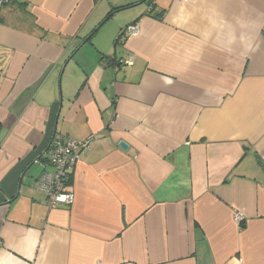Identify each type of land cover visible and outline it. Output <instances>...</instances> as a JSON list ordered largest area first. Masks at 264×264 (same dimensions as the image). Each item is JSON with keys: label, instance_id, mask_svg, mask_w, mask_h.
I'll use <instances>...</instances> for the list:
<instances>
[{"label": "crops", "instance_id": "obj_1", "mask_svg": "<svg viewBox=\"0 0 264 264\" xmlns=\"http://www.w3.org/2000/svg\"><path fill=\"white\" fill-rule=\"evenodd\" d=\"M140 2L0 10V264H264V0ZM54 137L90 143L50 208Z\"/></svg>", "mask_w": 264, "mask_h": 264}, {"label": "built area", "instance_id": "obj_2", "mask_svg": "<svg viewBox=\"0 0 264 264\" xmlns=\"http://www.w3.org/2000/svg\"><path fill=\"white\" fill-rule=\"evenodd\" d=\"M9 2L10 0H0V10ZM136 32L135 25H129L123 30L127 36ZM127 63L130 64L131 61ZM89 143L90 139L84 142H75L62 137H54L46 150L39 156L36 163L42 170L35 180V187L45 194V203L48 207L69 206L73 202V194L67 186L69 175L78 161L80 153L88 149ZM234 222L241 226L243 217L240 212L234 213Z\"/></svg>", "mask_w": 264, "mask_h": 264}, {"label": "trees", "instance_id": "obj_3", "mask_svg": "<svg viewBox=\"0 0 264 264\" xmlns=\"http://www.w3.org/2000/svg\"><path fill=\"white\" fill-rule=\"evenodd\" d=\"M146 1H148V0H141V2H143V3H145ZM140 2V3H141ZM7 5V4H6ZM153 5V4H152ZM151 5V6H152ZM122 9H124V7H117V8H114L113 10H110L106 15H105V17H104V19H103V21L101 22V23H103L104 21H106V20H108L109 18H111V16L116 12V11H119V10H122ZM100 23V24H101ZM95 29H94V31L93 32H91L89 35H88V37L86 38V41H89L90 39H91V37L93 36V34L95 33ZM123 35V30H121L120 32H119V35H118V38H120L121 36ZM259 159V158H258ZM258 163L262 166V167H264V162H262V161H260V159L258 160ZM70 181H71V173H70V175H69V180H68V184H67V186H69L70 185ZM241 227H243V222L241 223Z\"/></svg>", "mask_w": 264, "mask_h": 264}, {"label": "water", "instance_id": "obj_4", "mask_svg": "<svg viewBox=\"0 0 264 264\" xmlns=\"http://www.w3.org/2000/svg\"><path fill=\"white\" fill-rule=\"evenodd\" d=\"M119 146L122 148V149H124V150H126L127 149V145L124 143V142H119Z\"/></svg>", "mask_w": 264, "mask_h": 264}]
</instances>
